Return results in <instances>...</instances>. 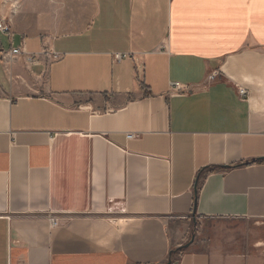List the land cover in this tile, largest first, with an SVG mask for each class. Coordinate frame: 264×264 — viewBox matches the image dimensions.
I'll list each match as a JSON object with an SVG mask.
<instances>
[{
  "label": "crops",
  "instance_id": "1",
  "mask_svg": "<svg viewBox=\"0 0 264 264\" xmlns=\"http://www.w3.org/2000/svg\"><path fill=\"white\" fill-rule=\"evenodd\" d=\"M0 1V264H264V0Z\"/></svg>",
  "mask_w": 264,
  "mask_h": 264
},
{
  "label": "rangeland",
  "instance_id": "2",
  "mask_svg": "<svg viewBox=\"0 0 264 264\" xmlns=\"http://www.w3.org/2000/svg\"><path fill=\"white\" fill-rule=\"evenodd\" d=\"M90 1L91 0H80L82 18L88 16L90 12ZM1 4L6 5L8 12L17 9V12L35 14L38 11L45 10L48 18L56 20L57 16H64L69 19H73L74 17L76 22V0H8L7 4L2 0ZM66 29H76V24L73 26H66Z\"/></svg>",
  "mask_w": 264,
  "mask_h": 264
},
{
  "label": "built area",
  "instance_id": "3",
  "mask_svg": "<svg viewBox=\"0 0 264 264\" xmlns=\"http://www.w3.org/2000/svg\"><path fill=\"white\" fill-rule=\"evenodd\" d=\"M0 33L7 34V35H10V36L12 35V29H11V25H10L8 19L6 17L1 16V15H0ZM20 52H21V48L20 47L13 48L11 50V54L12 55L18 54ZM126 56H127V54H123V53H115V54H113L114 59L117 60V61L123 59ZM52 57L53 58H57L58 55L53 54ZM29 59H31V58H29ZM214 75L215 74H213V73L209 74L208 77H207L208 80H213L214 79ZM169 90H170L171 93L181 94V93L188 92L190 90V86L187 85V84H182L180 82H172V83H170ZM238 93L242 97H246V95H247V91L245 89H243V88H239L238 89ZM52 224L53 225L55 224V220H53Z\"/></svg>",
  "mask_w": 264,
  "mask_h": 264
},
{
  "label": "water",
  "instance_id": "4",
  "mask_svg": "<svg viewBox=\"0 0 264 264\" xmlns=\"http://www.w3.org/2000/svg\"><path fill=\"white\" fill-rule=\"evenodd\" d=\"M187 246V244H185V245H182V248H184V247H186ZM164 264H169V261L168 262H166V263H164Z\"/></svg>",
  "mask_w": 264,
  "mask_h": 264
},
{
  "label": "bare ground",
  "instance_id": "5",
  "mask_svg": "<svg viewBox=\"0 0 264 264\" xmlns=\"http://www.w3.org/2000/svg\"><path fill=\"white\" fill-rule=\"evenodd\" d=\"M15 3V2H14ZM15 6V5H14ZM15 8H16V6H15ZM15 11V10H14Z\"/></svg>",
  "mask_w": 264,
  "mask_h": 264
}]
</instances>
